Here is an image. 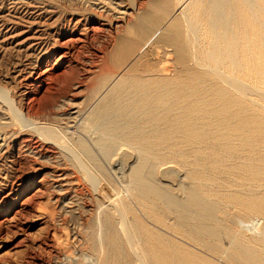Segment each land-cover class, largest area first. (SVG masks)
Masks as SVG:
<instances>
[{"label": "bare ground", "instance_id": "1", "mask_svg": "<svg viewBox=\"0 0 264 264\" xmlns=\"http://www.w3.org/2000/svg\"><path fill=\"white\" fill-rule=\"evenodd\" d=\"M174 3L186 56L143 71L135 62L118 73L107 55L104 69L117 74L114 81L78 106L62 95L38 102L60 72H74L86 32L73 27L61 42L63 30L52 35L27 23L19 35L33 60L19 70L21 98L0 90L12 116L0 112V170L28 165L29 182L45 170L64 189L63 207L74 201L60 179L90 202L95 254L74 241L60 264H217L210 256L250 264L260 256L244 236L264 244V221L251 216L264 214V0ZM115 159L119 166H103ZM12 170L1 171L8 198L40 187H28L27 175L10 180Z\"/></svg>", "mask_w": 264, "mask_h": 264}, {"label": "rangeland", "instance_id": "2", "mask_svg": "<svg viewBox=\"0 0 264 264\" xmlns=\"http://www.w3.org/2000/svg\"><path fill=\"white\" fill-rule=\"evenodd\" d=\"M174 5V0H0V11L5 14L3 16L9 22L6 21V24L0 27V90L7 95L9 93L10 98L19 99L26 88L24 85L26 81L19 70L28 68L29 61L33 60H31L33 54H30L31 52L19 39L24 35L22 32L24 29L29 30L28 24H34V26L39 24L38 28L52 35L63 30L62 36H55L61 42L72 35L71 28L76 26L80 29L79 31L87 34L86 42L83 41L85 43L80 44L78 67L76 66L74 72H68L66 75L62 73L63 71L60 72V79H54V84L51 83L54 87H51L50 91L44 88L40 92L41 100L38 102L40 104L56 96V98L59 97L58 99L67 96L72 99L74 105L78 106L89 101V97L95 90L98 94H105L107 87L117 75L113 76L111 71L104 69L107 55L108 65L115 63L117 67L114 69L119 68L118 73H122L135 62L141 63L136 66L138 71L163 67L167 62L177 65L176 62L179 63L181 58L186 56L187 45L179 14L175 11ZM120 19L121 25L114 27L115 22ZM9 25L15 29L13 31H17L15 36H10ZM110 25L113 28L109 32L107 28ZM94 26L101 27L104 32L93 33ZM105 77H108L110 81H106ZM1 99L0 112H3L5 116H11V112L5 110L4 97ZM118 161L115 159L111 164L101 163L108 169L119 166ZM4 166L0 170V196L2 195L0 198V264H57L56 262H61L63 249L74 241H77V244L82 243L87 252L95 254L93 251L95 249L91 248L87 237L91 204L88 199L77 196L73 182L71 184V182L68 183L69 181L60 179L62 186L66 185L65 191H69L68 197L74 201L65 208L62 202H57V198L65 195L64 189L60 190L61 185L55 184L50 175H45V170L34 172L29 182L31 168L28 165L22 171H19L18 166L13 170L12 167L8 168V165ZM71 169L70 167L69 172ZM11 170H15L16 174L13 173L10 180L18 174L27 175L24 183L28 187L32 183L39 184L40 187L32 191L28 189L18 195L12 194L8 198L6 196L8 187H5L7 183L2 178L1 171L10 173ZM41 184L44 185L43 188ZM251 216H260L264 221L262 213H254ZM250 236H244V240L250 242L245 240V243L251 246L253 243L252 247L264 259L263 241L259 236ZM252 237L253 241L250 240ZM210 258L217 264H241L239 259H232L229 256H210ZM254 258L257 259L258 256ZM250 262L248 260V263Z\"/></svg>", "mask_w": 264, "mask_h": 264}, {"label": "crops", "instance_id": "3", "mask_svg": "<svg viewBox=\"0 0 264 264\" xmlns=\"http://www.w3.org/2000/svg\"><path fill=\"white\" fill-rule=\"evenodd\" d=\"M262 256H258L257 259H255L254 261H251L250 264H264V259ZM258 261V262H257Z\"/></svg>", "mask_w": 264, "mask_h": 264}]
</instances>
